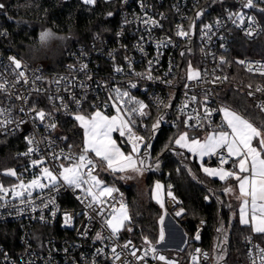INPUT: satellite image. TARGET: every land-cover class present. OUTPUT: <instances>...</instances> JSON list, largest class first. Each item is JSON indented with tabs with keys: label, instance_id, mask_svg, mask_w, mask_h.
I'll list each match as a JSON object with an SVG mask.
<instances>
[{
	"label": "built area",
	"instance_id": "built-area-1",
	"mask_svg": "<svg viewBox=\"0 0 264 264\" xmlns=\"http://www.w3.org/2000/svg\"><path fill=\"white\" fill-rule=\"evenodd\" d=\"M141 3L144 5L143 8L140 7ZM260 6L264 7V5ZM200 10H203V15L195 20L191 36L184 38L176 36L177 25L188 30L189 24L195 19L196 12ZM238 10H243L247 14H255L259 21V13H254L251 9H242L241 0H127V3L120 0L119 20L113 37L96 36L87 42H77L66 52L60 72L48 71L40 61H25L13 52L0 49V77L8 81V91H0V108L9 109L15 120L23 119L26 121L14 134L0 132V139L18 137L20 144L19 149L14 154L16 161L6 169H15L22 179L28 181L34 175L39 174L41 167L31 166V160H39L41 156H45V166L51 167L63 162V158L61 161H52V153L59 154L63 151L68 154L70 150L71 153L77 155L80 153L74 148L69 136L63 129V120L67 117L73 119L69 113L77 112V106L72 102V95H75L82 102L79 109L80 113L91 115L96 110L94 106H97L107 114H115L116 110L112 106L113 101L109 99L111 89L119 87L122 90H128V83L130 81L135 82L137 88L130 89L131 95L148 104L146 109L148 115L142 119L138 118L137 125L140 123L144 127L145 120L150 117L152 108H155L161 112L160 115H164L163 124L171 127L180 126L182 131L186 130L183 126L186 115L181 114L179 109L188 103L189 107L185 109V113L194 115L193 110L202 112L200 101L203 100L205 92L210 94L208 101L210 108L226 106L219 97V91L225 86L244 93L253 100L256 107L258 104L264 103V92L254 91L257 85L264 87V76L257 72L249 73L245 65L236 63L238 60L264 63V57L247 56L241 58L234 53L235 39L238 36L251 41L260 35L249 39L227 20L228 11L235 12ZM145 12L148 16L159 21L162 27H154L150 33L146 31L140 21L136 19V17L143 18ZM161 14H163V18H161ZM125 19L131 23H124ZM217 20L221 21V27H216ZM205 24L213 25V30L216 32L210 41L207 38H202L201 29ZM117 33L122 34L117 35ZM141 37L144 38L142 41ZM168 39H171L172 43L158 50L157 44L166 42ZM138 44L142 46L143 51L139 50ZM221 44L224 47H221ZM202 48L204 49L203 52L201 51ZM181 52H184L183 56H181ZM110 53L111 55H109ZM158 53H162V55ZM221 56L227 63L217 67ZM10 57H15L21 62V68L15 72L13 71L15 66L9 59ZM126 58L131 59V67H129ZM150 60L153 61L151 69H149L148 63ZM157 60L158 63H156ZM189 62L193 68L200 69L202 76L200 81H187L186 72ZM84 64L87 65V68L81 71V65ZM116 68H120L122 71L117 72L115 71ZM170 68L171 71H169ZM21 70L25 72L28 83H24L22 78L17 82V73ZM149 71L154 78L158 77L159 79L149 81L136 76V73L146 75ZM215 75L226 76L227 79L213 84L211 81ZM89 76L91 79H88ZM36 77H40V79L37 80ZM61 78L64 79L57 85L56 81ZM161 80H171L172 83L170 85L161 83ZM69 81H72L74 86L70 85ZM81 84H84L85 87L81 88ZM185 84H189V87L185 88ZM249 84H252L251 89L248 88ZM65 88L69 90L65 91ZM36 89L39 91L37 92ZM249 91H253L254 95L249 96ZM17 95L27 96L28 103L17 100ZM193 95L197 96L196 103L190 99ZM49 96L53 98L63 97L64 102L68 105V113L60 108L59 100L50 101ZM157 97L171 106L167 109L163 106H157L155 103ZM33 105L37 111L43 109L45 112L53 114L52 120L49 122L56 123L57 127L54 130L46 129L38 121L35 124L32 122L27 110ZM21 107L25 109L23 113L19 111ZM262 113L264 114V112ZM221 120L222 114L215 112L212 116V126L220 125ZM190 123H195V120L190 121ZM10 127H15V125H10ZM134 130L138 135H142L136 128ZM188 130L195 135L211 131L207 124L203 130ZM25 136H34L36 141H39L40 151L33 153L30 157L20 155L26 152L29 147ZM212 163L218 165L215 157H213ZM4 170L0 172V183L8 188L18 183L15 177L3 175ZM103 181L120 190L119 193H113V196L116 197V206L119 207L121 196L123 202L128 206L119 183L115 180ZM168 191L169 188L164 191V209L169 212L174 221L180 224L185 221L184 217L175 216L180 203L173 201L168 196ZM171 191L180 202L174 191L172 189ZM78 194L79 192L74 194L70 189H62L59 194L49 193L45 190L44 195L56 196V203L61 209L55 218H51L48 210H45L48 223L41 222L39 212H26L23 215H16L11 207L0 209V225L7 226L6 243L0 242V264H30V262L31 264H91L95 249L100 247H105V256L95 257L97 264H113L110 252L112 241L105 240L102 244L95 240L98 232L106 236L108 231H102V222L94 213H89L94 217L92 220L83 214L86 209L75 198ZM63 212L74 214L73 226H64L61 214ZM202 220L204 221L203 224H201ZM205 225L206 219L199 220L196 230L203 229ZM85 229H87V236L80 234ZM131 232L123 229L115 243L122 246L130 240L133 246L143 249L145 247L143 238L133 240L127 236ZM247 237H250L251 240H247L246 237L243 239L244 257L237 264H252L249 250L252 249L255 253L253 245L264 248L252 234ZM152 243L157 247L160 254L176 261L177 264H194L191 259L192 255H198L196 264L211 263V256L200 243H195L189 250H184L180 254L163 249L160 244H156V241H152ZM196 248L201 249L200 254L195 253ZM66 249L67 251H65ZM117 251H121V248L118 247ZM204 253H207V259H204ZM137 254L140 255L141 253L138 252ZM125 259L130 264H137L128 250L123 251L121 259L115 264H124ZM147 264H164V262L149 256Z\"/></svg>",
	"mask_w": 264,
	"mask_h": 264
},
{
	"label": "snow or ice",
	"instance_id": "snow-or-ice-1",
	"mask_svg": "<svg viewBox=\"0 0 264 264\" xmlns=\"http://www.w3.org/2000/svg\"><path fill=\"white\" fill-rule=\"evenodd\" d=\"M83 4L94 6L97 0H82ZM127 3V0H124ZM264 0H241L242 9H251L254 13H259L264 15ZM5 7L4 4L0 3V9ZM143 8V3L140 4ZM113 13L109 12L108 16H112ZM203 15V10L197 11L195 19L189 24L188 30H185L182 26L177 25L176 36L184 38L190 37L192 34V29L195 26V20L199 19ZM163 18V14H161ZM137 20L144 26L145 30L149 33L154 27H162L159 21L148 16L145 12L144 17H136ZM227 20L236 28L243 32L244 36L251 39L261 32H264V28L261 27L260 22L257 20L255 14H247L243 10L238 11H228ZM124 23H131L125 19ZM221 21H216V27H221ZM202 38H207L211 40L216 32L213 30V25L205 24L201 29ZM6 34V33H5ZM122 33H117L121 35ZM49 34L47 32L41 33V39H46ZM141 41L144 39L140 38ZM223 39V37H221ZM171 39L166 42H160L157 44V49L161 47H166L171 44ZM139 50L143 51L141 45H137ZM221 47H224L221 44ZM203 52L204 49L202 48ZM162 55V53H158ZM111 55V53L109 54ZM184 52H181V56ZM14 64L13 71L21 68V62L15 57L9 58ZM128 59L129 67H131L132 61ZM159 61L157 60L156 63ZM149 69L153 65V61H149ZM227 61L223 56L219 59V64L217 67L224 65ZM236 63L240 65H245L249 73L257 72L261 76H264V63L260 62H246L245 60H238ZM87 68V65H81L80 70L83 71ZM115 71L120 72L122 69L116 68ZM171 71V68L169 69ZM167 75V74H166ZM205 75L207 73L205 72ZM136 76L152 81L154 78L149 71L148 74L136 73ZM24 80V83H28L23 70L17 73V82L20 79ZM40 79V77H36ZM57 80V85L60 84L61 80ZM88 79H91L89 76ZM186 79L189 82L200 81L202 79L201 71L198 68H193L191 62H189ZM227 77H221L215 75L211 83L215 84L217 82H223ZM0 91H8V81L3 77H0ZM34 82V81H33ZM161 83L171 84L172 81L161 80ZM70 85L74 86L72 81L68 82ZM14 87V85H12ZM81 88L85 85L81 84ZM107 87V85H105ZM189 84H185V88H188ZM137 88V83L129 82L128 90H122L121 88H113L110 91L109 99L113 101L112 106L116 110V115L108 116L105 115L103 111L96 107V110L92 112L90 116L80 114L81 100L77 99L75 95H72V102L77 106L76 113H69L73 116L74 120L79 123V126L84 129V140L81 152L77 155L71 153L65 154L61 151L59 154L52 153V161L63 162L54 164L53 166H45V156H41L39 160H31V166H41L38 175H34L31 180L25 181L18 175L15 169H5L3 175L15 177L18 183L13 184L10 188L5 187L3 183H0V209H8L11 207L16 215H23L26 212L37 213L39 212V219L43 223H48V218L45 216V210L51 218H55L58 213L61 212L59 205L56 203L55 195H44L45 190L49 193L59 194L62 189H70L76 195V199L80 201L81 204L85 206L84 215L88 216L89 220L94 217L89 213H94L96 217L101 220V228L108 231V235H102L98 232L95 236V240L100 241L102 244L105 240L112 241L110 247L111 257L113 264L121 259V255L124 250H128L130 255L134 258L137 264L143 262L147 264V258L149 256L152 259L163 261L164 264H177L167 258L165 255L160 254L157 247L153 245L152 241L148 237L143 238L145 247L143 249H138L132 245L129 240L122 246H119L115 241L119 237V233L125 228L126 222H131V217L129 216L127 205L123 202V197H120L119 207L116 206V197L113 193H119V189L115 186H109L102 179H100L95 173L96 169L100 164H103L106 171L113 174H121L119 179L130 180L131 177L123 175L126 172L132 171L142 176L146 172L153 171L154 169H159L160 160L157 158L154 162H150L152 147L150 142L145 141V137L138 135L134 130L137 126V119L144 118L148 115L146 109L148 104L144 103L142 100L137 99L135 96L131 95L130 89ZM248 88H252V84L248 85ZM65 88V91H68ZM38 92L39 89H36ZM255 92H264V87L257 85L255 87ZM114 94V95H113ZM209 93L205 92L203 100L200 101L201 111H194L193 114L185 113V109L189 107L188 103H185L180 109L181 114L186 115V119L183 121V126L186 129L181 131L174 140H170L169 144L165 145L166 151L175 152L177 156L183 159H188L185 156V152L191 154L192 157L198 158L201 170L208 177L218 178L222 182H227L229 179L234 180L238 186L239 195L236 197L240 201L239 206V223L240 225H248L253 233L264 234V123L261 127H257L251 121L250 118H246L237 111L231 109L230 107L221 106L219 108H210L208 106ZM249 96L254 95L253 91L248 92ZM17 100H23L24 103H28L27 96H16ZM48 99L53 101L54 99L60 101V108L68 113V105L64 102V98L57 96L53 98L49 96ZM191 101L193 103L197 102V96H191ZM157 106H163L167 109L171 105L165 104L163 100L158 97L155 100ZM55 107V105H53ZM107 107V105H105ZM261 112H264V103L257 105ZM21 113L25 111L23 107L19 109ZM28 114L30 119L35 124L37 121L44 125L48 130H54L57 125L55 122H49L52 120V113L45 112V110H36L33 105L28 108ZM215 112L222 114V120L220 125L212 126V116ZM164 115H160L156 122L152 125V133L155 134L157 130L161 127L164 122ZM195 120V123H190V121ZM26 123L25 120L21 119L19 121L15 120L11 116L9 109L0 108V132L6 134H14L19 130L22 124ZM211 129L208 131L207 135L201 139L198 138L193 132L188 129H200L203 130L205 125ZM10 125H15V127H10ZM176 126V125H174ZM113 133H118L120 137L124 138L125 142L130 145L131 151L125 153L121 146L117 144V141L113 139ZM25 140L29 147L27 151L21 153L20 155L25 157H30L33 153L39 152V141H36L34 136H25ZM253 141H257L254 146ZM143 148V152L141 149ZM176 149H181L183 151L177 152ZM91 154V155H90ZM205 157L211 159L215 157L218 162L217 167L205 166ZM225 165H230V167H225ZM185 167H187L185 165ZM179 171V169H178ZM188 172L192 175L193 179H196L195 174L189 168ZM162 185L157 182L153 189V196L160 203V207L163 208L164 204L159 200V192L162 189ZM171 185L168 186V196L172 198L176 203H180L177 198L173 195L171 191ZM225 195L231 194L233 192L232 186H225L223 188ZM35 193V195H34ZM210 195L204 196L205 201H209L211 196L215 193L209 189ZM111 198V199H110ZM219 199V197H216ZM39 201V203H37ZM231 207V205H229ZM186 210L181 207L175 212V216L180 217L184 215ZM63 217L64 226H73L74 214L69 212L61 213ZM161 225L159 229L158 239L156 244L163 243L165 241V228L164 216L159 219ZM204 221H201L203 224ZM127 230L132 231L131 227ZM217 232L223 234V225H221ZM83 236H87V229L82 233ZM200 234L199 230L194 236L195 240H199ZM222 239L227 241V235H222ZM247 240H251L250 237H246ZM185 244L188 243L187 240L184 241ZM120 247L121 251H117ZM219 248L220 245L218 244ZM255 253L253 250H249V257L252 259V264H264V248H260L259 245H253ZM182 250V249H181ZM67 251V249L65 250ZM196 254L201 253V249L196 248ZM141 253L138 255L137 253ZM94 259L91 264H97L95 257L105 256V247L96 248L94 252ZM204 259H207V253L203 254ZM107 258V257H105ZM194 264L198 261V255H192L191 257ZM223 259L222 255L216 257L217 264ZM31 264V262H30ZM124 264H130V262L125 259Z\"/></svg>",
	"mask_w": 264,
	"mask_h": 264
},
{
	"label": "trees",
	"instance_id": "trees-1",
	"mask_svg": "<svg viewBox=\"0 0 264 264\" xmlns=\"http://www.w3.org/2000/svg\"><path fill=\"white\" fill-rule=\"evenodd\" d=\"M0 2L5 5L3 9H0V49L13 52L25 61H39L33 60L29 53L36 56L34 50L36 51L39 47V34L46 29H51L57 34L75 33L78 35V40L64 51L59 49L49 54L42 52L45 61H54L52 66H46L43 63L45 68L51 72L62 70L66 52L77 42H87L96 36L113 37L119 20L120 0H97L94 6L83 4L82 0H0ZM109 12L113 15L108 16ZM258 16L261 27L264 28V15L258 14ZM234 53L241 58L264 57V32L251 41L238 36L235 39ZM219 97L227 107L250 118L255 126L261 127L264 123V114L255 106L253 100L241 91L225 86L219 91ZM160 114V111L152 108L144 127L140 123L136 127V130L145 137V141L152 145L150 162H154L157 158L160 160L159 169L147 172L146 186L149 191L146 197L142 198L130 186H124L110 172L105 171L102 164L97 168L103 180H115L119 183L127 199L131 222H127L124 229L128 227L132 229L127 236L133 240H140L145 236L152 241L158 239L162 209L152 199L151 189L155 181H160L165 189L168 185L172 186L171 189L180 200L179 209L183 207L186 210L182 215L185 221L180 223L186 232L188 241L185 251L195 245L191 239L197 233L196 225L201 219H206V225L202 229L200 245L208 253L212 245L215 250H219L217 245L221 233L217 232V229L221 225L227 229V241L222 247L225 255L219 264H237L242 260L244 257L243 239L250 234L264 247V234L253 233L249 226L240 225L238 202L233 198L234 202L229 204V194L225 195L223 192L225 186L234 185L232 180L222 182L206 176L196 159L187 152L185 156L189 158L185 160L177 156L175 152L165 150V145L169 144L170 140H174L182 129L180 126L171 127L162 123L157 132L153 134L152 125ZM63 129L74 148L81 152V129L77 122L67 117L63 120ZM115 136L124 150H131L123 138H119L117 134ZM19 145L18 137L0 139V172L14 164L16 161L14 154L19 149ZM176 151L183 150L176 149ZM189 168L195 174L196 179L189 174ZM209 189L215 195L211 196L209 201H205L204 196L210 195ZM217 196L219 199L216 198ZM6 230L7 226L0 225V242L6 243Z\"/></svg>",
	"mask_w": 264,
	"mask_h": 264
},
{
	"label": "rangeland",
	"instance_id": "rangeland-1",
	"mask_svg": "<svg viewBox=\"0 0 264 264\" xmlns=\"http://www.w3.org/2000/svg\"><path fill=\"white\" fill-rule=\"evenodd\" d=\"M77 40H78V35L75 34V33H70L68 35L57 34V36H54L52 39H50L46 43H44V44H40L39 43V47L37 48V50L36 51L34 50V52H36V56L35 57L42 58V59H39V61L44 63L46 66L47 65H51L52 66L54 64V61L53 60L45 61L44 57L42 55L43 54L42 52L44 51L47 54H49V53H51L53 51H56V50L59 51V49L61 51H64L66 48H68L72 43L76 42ZM80 114H83V115H86V116H90V115L84 114V113H80ZM104 114L108 115V116L116 115V113L115 114H107L105 112H104ZM77 125L81 129L82 146L80 147V150H82L83 140H84V129L79 126L78 122H77ZM115 134H117L119 136L118 133H113V139H115L117 141V144L120 145L119 142H118L117 137L115 136ZM119 138H122V137L119 136ZM121 148H122V150L125 153H128V152L131 151V150H128V151L124 150V148L122 146H121ZM130 172L131 171L126 172L123 175H129V174H131ZM94 174H96L100 179L103 180V178H101L100 174L97 171ZM120 175L121 174H116L115 177L124 186H130L132 189H134V191H136L139 194L140 197H142V198L146 197V195L148 194V191H149L148 187L146 186V175H147V172L144 173L142 176H140L139 179H134L133 177H131L132 179H130V180H121V179H119ZM157 182L158 181H155V183L152 186L151 197L160 206V203H158L157 199L154 198V196H153V189H154V187H155ZM159 183L163 186V184L160 181H159ZM164 191H165V188L163 186L162 189L159 192V200L161 202H164ZM232 194L233 193L228 195L229 204H232L234 202ZM161 209H162V213H161L162 215L161 216H163L164 213H166V210L164 209V207L161 208ZM167 214L170 216L169 212H167ZM175 225H176L175 226L176 227L175 230H172L171 232H167V234H165V241L163 243H160V246L163 249L168 250L169 252H172V253H175V254H180V253L184 252V249H185V246H186V244L184 243V241L186 240V232H185L184 228L182 227V225L179 224L178 222L175 221ZM222 235H227V229H225L224 227H223V234L221 233V236H220V239H219V242H218V244L220 245V247L218 248L219 250L218 251L215 250L213 245H212L211 249L209 250V252H210L209 255L211 256V263L210 264H216L217 263L216 257L218 255H222L223 257L225 255L224 249L222 248L225 241L222 239Z\"/></svg>",
	"mask_w": 264,
	"mask_h": 264
},
{
	"label": "crops",
	"instance_id": "crops-1",
	"mask_svg": "<svg viewBox=\"0 0 264 264\" xmlns=\"http://www.w3.org/2000/svg\"><path fill=\"white\" fill-rule=\"evenodd\" d=\"M74 119V118H73ZM207 135V133H201V134H198L197 136H198V138H201V139H203L205 136ZM256 143H257V141H253V144H254V146L256 145ZM195 158V157H194ZM196 159V161L199 163V160H198V158H195ZM212 159H213V157L211 158V159H209V158H207V157H205V166H209V167H217L218 165H216V164H214V163H212ZM199 165H200V163H199ZM226 168L227 167H230V165L229 166H225ZM201 168V167H200ZM202 171V170H201ZM203 172V171H202ZM211 178H214V177H211ZM216 179H218V178H216ZM219 180V179H218ZM231 180V179H230ZM233 182H234V185H231L232 187H233V198L238 202V218H239V206H240V201L236 198L238 195H239V190H238V186L236 185V182L234 181V180H232ZM162 215V214H161ZM164 224H163V227L165 228V234H167V232H171L172 230H175V221L171 218V216H169L168 214H167V212L166 213H164ZM160 219V218H159ZM248 226V225H247ZM160 227H161V225H160ZM250 227V226H249ZM251 229V228H250Z\"/></svg>",
	"mask_w": 264,
	"mask_h": 264
},
{
	"label": "clouds",
	"instance_id": "clouds-1",
	"mask_svg": "<svg viewBox=\"0 0 264 264\" xmlns=\"http://www.w3.org/2000/svg\"><path fill=\"white\" fill-rule=\"evenodd\" d=\"M44 32H47L49 35L47 36L46 39H41V33H44ZM40 34H39V38H38V43L40 44H44L46 43L47 41H49L50 39H52L54 36H57V34L55 32H53L51 29H46L44 31H42ZM30 57L33 59V60H39V59H42V58H38V57H35L33 55H31L29 53ZM131 174L127 175V176H130V177H133L134 179H139L140 175H138L137 173L135 172H130Z\"/></svg>",
	"mask_w": 264,
	"mask_h": 264
},
{
	"label": "water",
	"instance_id": "water-1",
	"mask_svg": "<svg viewBox=\"0 0 264 264\" xmlns=\"http://www.w3.org/2000/svg\"><path fill=\"white\" fill-rule=\"evenodd\" d=\"M0 3H2V2H0ZM3 4V3H2ZM199 234H200V237H201V234H202V229H199ZM201 239V238H200ZM200 239L199 240H195L194 239V237L191 239V241L193 242V243H196V244H199L200 243Z\"/></svg>",
	"mask_w": 264,
	"mask_h": 264
}]
</instances>
